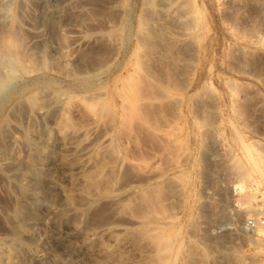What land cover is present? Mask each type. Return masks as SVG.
Returning <instances> with one entry per match:
<instances>
[{
	"label": "rangeland",
	"instance_id": "374dc122",
	"mask_svg": "<svg viewBox=\"0 0 264 264\" xmlns=\"http://www.w3.org/2000/svg\"><path fill=\"white\" fill-rule=\"evenodd\" d=\"M235 133L264 165V0H0L13 264H264Z\"/></svg>",
	"mask_w": 264,
	"mask_h": 264
},
{
	"label": "bare ground",
	"instance_id": "6f19581e",
	"mask_svg": "<svg viewBox=\"0 0 264 264\" xmlns=\"http://www.w3.org/2000/svg\"><path fill=\"white\" fill-rule=\"evenodd\" d=\"M143 21L141 19V21L139 22V26H140L139 30L141 31V33L142 34L144 33L145 35L147 34L153 35V31H150V29L148 30L147 27L144 25L145 23ZM228 84L226 83L224 86L231 93L232 87L229 86L230 84L229 85ZM34 94L37 95L36 93ZM35 95L34 97L29 98L30 99L29 103L31 104V106H34V107L41 106L40 102L42 101L39 102L40 97L37 98L35 97ZM228 143H230L229 147L231 148V150L236 153L234 155H237L236 161L235 160L234 161L236 162L235 165L237 167L236 169H238L237 170L238 174L240 175V177L248 180V182L250 181L254 183V189L251 190V191H254V194L252 195L250 194V196L246 197L245 203L238 210V212L240 211L242 213H248L249 211H251L252 205L254 203H257L259 201H264V165L260 162L259 155L257 151H255L253 145L251 143L246 142L240 135H237V133L234 134V137H232L231 141H229ZM257 198H259V200H257ZM261 218H264V207L262 205L260 206L258 216L255 218L256 220L255 228L254 229L249 228V229L256 230L257 227L264 228V226H261L259 224V220ZM10 246L8 245L6 250L0 249V264H13V261H14L13 253L14 252L12 249L13 247L12 246L10 247ZM222 262L223 261H221V263Z\"/></svg>",
	"mask_w": 264,
	"mask_h": 264
},
{
	"label": "built area",
	"instance_id": "2783aa9c",
	"mask_svg": "<svg viewBox=\"0 0 264 264\" xmlns=\"http://www.w3.org/2000/svg\"><path fill=\"white\" fill-rule=\"evenodd\" d=\"M263 207H264V205H262ZM255 219H251V220H249L248 222H247V225H248V227L249 228H251V229H254L255 228ZM259 224L261 225V226H264V218H261L260 220H259Z\"/></svg>",
	"mask_w": 264,
	"mask_h": 264
}]
</instances>
